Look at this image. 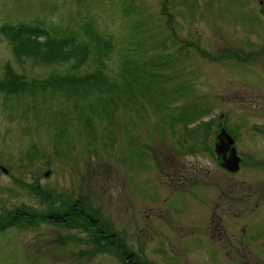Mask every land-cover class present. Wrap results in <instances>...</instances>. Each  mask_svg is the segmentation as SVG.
Instances as JSON below:
<instances>
[{
	"label": "rangeland",
	"instance_id": "rangeland-1",
	"mask_svg": "<svg viewBox=\"0 0 264 264\" xmlns=\"http://www.w3.org/2000/svg\"><path fill=\"white\" fill-rule=\"evenodd\" d=\"M263 12L264 0H0V27L84 37L89 19L115 46L114 83L67 96L40 85L71 63L17 60L0 34V81L9 66L35 88L0 89V221L80 200L140 264H264ZM218 123L236 173L215 157ZM37 223L0 231V264H124L89 231Z\"/></svg>",
	"mask_w": 264,
	"mask_h": 264
},
{
	"label": "trees",
	"instance_id": "trees-1",
	"mask_svg": "<svg viewBox=\"0 0 264 264\" xmlns=\"http://www.w3.org/2000/svg\"><path fill=\"white\" fill-rule=\"evenodd\" d=\"M80 30L84 37H81L79 32L69 30L57 32L44 29L38 24H17L1 26L0 34L12 46L14 57L17 60L34 59L43 65L71 63L76 74L62 78H51L42 86L40 85L42 89L47 86L54 92L68 96L77 93L80 89L89 87L91 91L87 93L89 97L95 95L94 90L100 85L108 84L109 81L114 83L107 78L105 62L113 53L115 46L110 39L95 29L89 19L82 20ZM90 62L92 63L91 71L77 74ZM0 89L9 95H17L32 92L35 88L34 83H25L20 75L6 66L4 78L0 81ZM40 197L46 202L52 200L51 203H55V199H59V201L64 199L62 195L49 193ZM69 203L71 204V202ZM69 203L66 205V209L52 208L48 213L30 211L23 213L24 211H21L20 216L9 213L0 221V231L15 224L35 226L40 221L68 228L80 227L91 233L90 242L97 251L111 252L124 264H140L138 256L127 249L126 245L119 240L106 223L98 216L89 214L85 202L74 200L72 202V204L75 203L74 206ZM3 222L5 224H2ZM103 225L109 230H99L104 227Z\"/></svg>",
	"mask_w": 264,
	"mask_h": 264
},
{
	"label": "flooded vegetation",
	"instance_id": "flooded-vegetation-1",
	"mask_svg": "<svg viewBox=\"0 0 264 264\" xmlns=\"http://www.w3.org/2000/svg\"><path fill=\"white\" fill-rule=\"evenodd\" d=\"M263 15H264V12H263ZM222 130H224L225 133H222ZM227 135H229L233 139L234 143L232 145H229L230 140L226 137ZM231 148H234L236 150V154L240 159V163H239V167H240L242 163V158L240 157V154H238L237 152L238 148L236 146V138L233 137L231 133L228 132L227 127L225 125H223L222 123H218V129L215 134V140L213 143V151H214L216 159L219 160V164L222 168H224L223 164H227L228 158L231 156ZM14 214L16 216H19L17 212H15Z\"/></svg>",
	"mask_w": 264,
	"mask_h": 264
},
{
	"label": "water",
	"instance_id": "water-1",
	"mask_svg": "<svg viewBox=\"0 0 264 264\" xmlns=\"http://www.w3.org/2000/svg\"><path fill=\"white\" fill-rule=\"evenodd\" d=\"M222 133H225V131L222 130ZM226 137L230 140L229 145H232L234 143L233 139L229 135H227ZM239 163H240V159L236 154V150L234 148H231V156L228 158L227 164H223L224 169H226L229 172L234 173L238 171ZM3 172L7 173L5 169H3ZM48 175H49V172H46L45 176H48Z\"/></svg>",
	"mask_w": 264,
	"mask_h": 264
}]
</instances>
